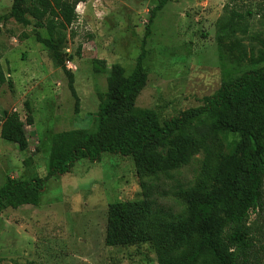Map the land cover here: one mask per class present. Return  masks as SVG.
I'll return each mask as SVG.
<instances>
[{"label":"rangeland","instance_id":"374dc122","mask_svg":"<svg viewBox=\"0 0 264 264\" xmlns=\"http://www.w3.org/2000/svg\"><path fill=\"white\" fill-rule=\"evenodd\" d=\"M236 1V2H233ZM11 0H0V17ZM156 0H86L76 6L77 19L66 41L57 46L65 69L73 74L78 112L68 78L50 59L31 27L0 20L1 66L9 83L0 87L4 111L25 121L29 101L32 124L26 125L28 148L0 138V187L7 178H43L53 135L94 130L100 95L113 64L129 74L140 52L149 10ZM245 11L246 0H169L146 38L147 82L136 110L153 109L161 119L202 105L221 83L216 35L231 7ZM245 4V5H244ZM233 5V6H232ZM248 32L223 38L230 62L251 68L264 42V17L247 16ZM47 38L45 27L39 30ZM104 62L96 73L92 61ZM203 154L193 142L185 159L169 169L183 188L166 182L160 202L181 218L151 215L143 207L141 186L162 171L138 172L131 158L102 153L99 160L80 159L66 174L50 178L37 205L8 207L0 213V264H156V252L181 256L185 245L173 240L170 227L186 217L185 193L199 181ZM171 187L169 186L170 184ZM254 219V216L251 217Z\"/></svg>","mask_w":264,"mask_h":264},{"label":"trees","instance_id":"16d2710c","mask_svg":"<svg viewBox=\"0 0 264 264\" xmlns=\"http://www.w3.org/2000/svg\"><path fill=\"white\" fill-rule=\"evenodd\" d=\"M6 15L31 27L35 39L47 48L50 59L65 72L78 112L79 98L73 74L65 69L57 46L66 41L77 19L76 6L86 0H11ZM169 0H156L149 10L140 52L129 74L119 64L109 69L106 91L100 95L94 130H69L53 135L48 171L43 178H7L0 187V213L8 207L37 205L39 194L50 178L66 174L80 159L93 162L102 153L129 157L138 172L162 171L141 186L143 207L148 214L181 218L160 202L166 182L183 188L169 169L185 159L194 142L203 157L199 181L185 193L186 217L170 227L173 240L185 245L181 256L161 249L156 264H264V42L251 68L230 62L223 38L248 32L247 16L264 17V0H246L245 11L231 7L227 23L217 35L221 71L220 87L202 99V105L161 119L153 109L136 110L135 101L147 82L146 38L150 26ZM236 2V1H233ZM233 6V5H232ZM45 27L48 37L39 30ZM92 69L103 73V61L93 60ZM9 83L1 66L0 87ZM25 121L18 113L4 111L0 138L28 148L25 126L32 124L29 101L24 102ZM169 183V184H170ZM169 185L170 187L172 186ZM254 216V219L251 217Z\"/></svg>","mask_w":264,"mask_h":264}]
</instances>
